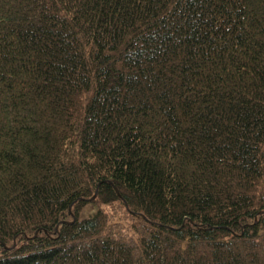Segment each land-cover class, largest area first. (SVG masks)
Here are the masks:
<instances>
[{"label":"trees","instance_id":"1","mask_svg":"<svg viewBox=\"0 0 264 264\" xmlns=\"http://www.w3.org/2000/svg\"><path fill=\"white\" fill-rule=\"evenodd\" d=\"M0 264H264V0H0Z\"/></svg>","mask_w":264,"mask_h":264},{"label":"rangeland","instance_id":"2","mask_svg":"<svg viewBox=\"0 0 264 264\" xmlns=\"http://www.w3.org/2000/svg\"><path fill=\"white\" fill-rule=\"evenodd\" d=\"M89 212V209H83L81 212H80V215L79 217H85Z\"/></svg>","mask_w":264,"mask_h":264}]
</instances>
